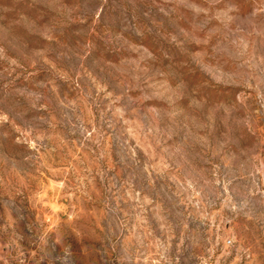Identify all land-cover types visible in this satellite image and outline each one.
Segmentation results:
<instances>
[{
  "label": "rangeland",
  "instance_id": "rangeland-1",
  "mask_svg": "<svg viewBox=\"0 0 264 264\" xmlns=\"http://www.w3.org/2000/svg\"><path fill=\"white\" fill-rule=\"evenodd\" d=\"M0 264H264V0H0Z\"/></svg>",
  "mask_w": 264,
  "mask_h": 264
}]
</instances>
